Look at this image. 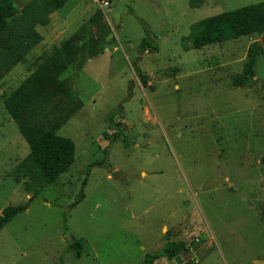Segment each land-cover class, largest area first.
<instances>
[{
  "label": "rangeland",
  "instance_id": "rangeland-1",
  "mask_svg": "<svg viewBox=\"0 0 264 264\" xmlns=\"http://www.w3.org/2000/svg\"><path fill=\"white\" fill-rule=\"evenodd\" d=\"M29 1L13 3L21 12ZM95 1L68 0L35 26L41 40L24 55L0 42V211L36 197L0 229V264H143L167 239L186 242L182 257L197 264L263 259L264 33L199 49L188 34L194 22L264 0H205L199 8L188 0ZM18 22L5 33L20 31ZM79 30L104 36V52L59 76L76 99L56 81L31 114L75 144L72 164L37 190L28 171H17L29 147L2 100ZM146 34L157 49L139 54ZM256 49L255 76L236 87ZM112 113L123 132L115 141ZM73 240L82 242L78 259Z\"/></svg>",
  "mask_w": 264,
  "mask_h": 264
},
{
  "label": "trees",
  "instance_id": "trees-1",
  "mask_svg": "<svg viewBox=\"0 0 264 264\" xmlns=\"http://www.w3.org/2000/svg\"><path fill=\"white\" fill-rule=\"evenodd\" d=\"M66 1L30 0L27 9L20 12L14 5L13 0H0V42L4 46L11 45L16 50L20 46V48L26 50L20 52L24 55L41 40L35 26L46 24L49 15L62 7ZM204 2L205 0H188V5L191 8H199ZM17 16L20 17V24L24 22L32 27H29L27 31H23L27 26L20 25L18 22L15 24V29L19 25L21 27L20 31L16 30L14 33L7 31L5 33L9 22ZM261 32H264V2L242 6L194 22L190 26L188 38L191 40V47L199 49L241 36L261 34ZM85 35L79 30L62 41L36 71L27 76L2 100L6 111L17 124L19 133L29 147V153L18 164L17 171L24 174L28 171L37 190H42L54 183L72 164L75 155V144L72 139L57 134L52 128L36 125L32 121L31 114L35 111V106L41 103L47 96L46 94L55 87L56 81H58L59 88L66 95L76 99L71 82L68 79L58 80L59 76L69 66L74 67L76 72L81 70L88 60L103 53L106 44L104 36L87 39ZM149 49L156 50L157 45L146 34L139 44V54ZM20 54L18 53L16 56ZM259 55H261L260 49L253 50L248 54L240 75L234 81L236 87L245 86L255 76V63ZM136 73L141 82L146 83V76L139 69ZM72 79H74V76H72ZM108 125L109 129L114 130L112 141L123 137L120 124L113 121V113L109 114ZM262 162L264 163V160ZM95 164L97 162L90 164L86 172L89 173L90 167ZM15 180H19L18 176ZM84 185L85 182H83ZM82 197L81 192L72 206H75ZM35 198L34 195H31L24 204L9 205L3 208L0 211V229L16 215L26 210ZM81 248L82 242L80 240H73L69 245V249L77 259L81 255ZM187 252L186 242L167 239L159 251L144 255L143 264H153L154 261L163 257L173 259L176 255L182 256Z\"/></svg>",
  "mask_w": 264,
  "mask_h": 264
},
{
  "label": "water",
  "instance_id": "water-1",
  "mask_svg": "<svg viewBox=\"0 0 264 264\" xmlns=\"http://www.w3.org/2000/svg\"><path fill=\"white\" fill-rule=\"evenodd\" d=\"M263 33L264 32H261V34ZM173 260L176 264H194L191 260H186L179 254L176 255ZM254 264H264V259H255Z\"/></svg>",
  "mask_w": 264,
  "mask_h": 264
},
{
  "label": "crops",
  "instance_id": "crops-1",
  "mask_svg": "<svg viewBox=\"0 0 264 264\" xmlns=\"http://www.w3.org/2000/svg\"><path fill=\"white\" fill-rule=\"evenodd\" d=\"M67 1H68V0H67ZM67 1H66V2H67ZM94 1H95V0H94ZM98 1H100V0H98ZM95 2H97V1H95ZM62 7H63V6H62ZM62 7H60L59 9H57V10L55 11V14L58 13V11H59ZM35 29H36V31H37V27H35ZM40 36H41V35H40ZM39 42H40V41H39ZM103 52H104V51H103ZM102 54H103V53H102ZM99 55H101V54H99ZM89 61H90V60H89ZM89 61H88V62H89ZM88 62H87V63H88ZM165 227H166V226H163V229H165ZM166 229H167V227H166ZM168 240H170V239H168ZM170 241H172V240H170ZM164 243H165V242H164ZM163 245H164V244H163ZM163 258H164V257H163ZM163 258H160V259H163ZM257 258H258V259H262L261 257H258V256H257V257H254L252 263H253L254 260L257 259ZM263 259H264V258H263ZM157 260H158V259H157ZM190 260H191L194 264H197V260H193V259H190Z\"/></svg>",
  "mask_w": 264,
  "mask_h": 264
},
{
  "label": "built area",
  "instance_id": "built-area-1",
  "mask_svg": "<svg viewBox=\"0 0 264 264\" xmlns=\"http://www.w3.org/2000/svg\"><path fill=\"white\" fill-rule=\"evenodd\" d=\"M98 3H99V5H100V7H106V6H108L109 5V2L108 1H98Z\"/></svg>",
  "mask_w": 264,
  "mask_h": 264
}]
</instances>
